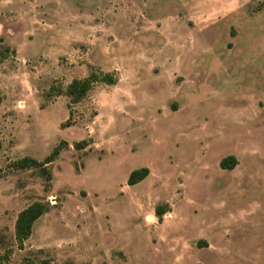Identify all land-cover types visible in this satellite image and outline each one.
Returning <instances> with one entry per match:
<instances>
[{
	"label": "rangeland",
	"instance_id": "obj_1",
	"mask_svg": "<svg viewBox=\"0 0 264 264\" xmlns=\"http://www.w3.org/2000/svg\"><path fill=\"white\" fill-rule=\"evenodd\" d=\"M91 66L118 83L75 104L51 92ZM62 141L52 180L14 166ZM36 201L49 211L20 249L17 217ZM10 251L8 264H264V0H0Z\"/></svg>",
	"mask_w": 264,
	"mask_h": 264
},
{
	"label": "trees",
	"instance_id": "obj_2",
	"mask_svg": "<svg viewBox=\"0 0 264 264\" xmlns=\"http://www.w3.org/2000/svg\"><path fill=\"white\" fill-rule=\"evenodd\" d=\"M119 81L118 75L115 72L104 71L96 66H91L90 73L84 78H76L71 81L66 88L60 85H53L51 87V92H56L59 95L65 94L70 97L71 104L79 103L83 101L89 93L95 88L96 85L103 83L107 85H115ZM70 122L64 124V126H69ZM65 141H62L44 160H38L34 157H24L15 161L14 166L20 169L25 168H39L48 178L52 180V173L48 169V164L54 162L60 155L63 147L65 146ZM88 146L87 140L78 141L75 143L77 149H84ZM238 164V159L235 155H228L224 157L220 165L224 169H234ZM151 173L149 167H141L134 169L128 178L129 185H136L141 181L145 180ZM49 211V204L44 201H36L26 208H24L18 215L16 221V239L18 242V247L24 249L25 242L32 236L34 230L35 222L40 219L44 214ZM169 211L168 205L159 204L156 207V216L160 219ZM11 251L7 254L0 255V264H8L9 255Z\"/></svg>",
	"mask_w": 264,
	"mask_h": 264
},
{
	"label": "crops",
	"instance_id": "obj_3",
	"mask_svg": "<svg viewBox=\"0 0 264 264\" xmlns=\"http://www.w3.org/2000/svg\"><path fill=\"white\" fill-rule=\"evenodd\" d=\"M176 109H177V108H176ZM230 155H233V154H230ZM227 156H228V155H227ZM225 157H226V156H225ZM145 167H148V166H145ZM170 211H171V210L169 209V211H168L167 213H169ZM167 213H166V214H167ZM166 214H164V216H165ZM164 216H163V217H164ZM163 217H162V218H163Z\"/></svg>",
	"mask_w": 264,
	"mask_h": 264
}]
</instances>
